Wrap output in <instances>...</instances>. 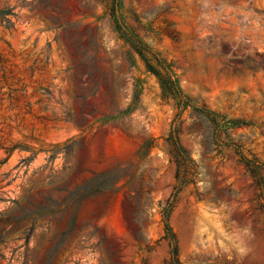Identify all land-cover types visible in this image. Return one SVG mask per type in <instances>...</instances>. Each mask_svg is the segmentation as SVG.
<instances>
[{"label": "rangeland", "instance_id": "obj_1", "mask_svg": "<svg viewBox=\"0 0 264 264\" xmlns=\"http://www.w3.org/2000/svg\"><path fill=\"white\" fill-rule=\"evenodd\" d=\"M74 210L51 264H169L166 214L182 264H264V0H0V264Z\"/></svg>", "mask_w": 264, "mask_h": 264}, {"label": "trees", "instance_id": "obj_2", "mask_svg": "<svg viewBox=\"0 0 264 264\" xmlns=\"http://www.w3.org/2000/svg\"><path fill=\"white\" fill-rule=\"evenodd\" d=\"M145 47L146 46H144V45L141 47H139L137 45H133L134 50L137 51L141 55L142 59L146 62V65L148 67H151L149 62H148ZM152 71L158 76V78L161 80V82L164 84V86H166L170 90L176 91L179 94V96L181 98V101L178 103V105L180 106V112H182L183 110H185L189 106H194V108L199 110L201 113H204V114L210 113L205 108H198L197 106H195L188 99V97H186L183 94V92L179 88L176 80L172 79L170 70H168L166 74L161 72L159 69L152 68ZM214 121H217L216 118H214ZM169 139L179 152L183 151V146L181 144L180 136H179V130L176 126L171 127ZM151 146H152V144L150 141H146L144 143V147L147 149L150 148ZM244 159H245L246 163H249V160L247 158H244ZM94 188H96V186L93 184H91V185L86 184V185H82V186H77L76 190L71 191L69 193V195L64 198V200L60 204V206H62L63 208H66V207L76 203L77 201L84 198L86 195L90 194L94 190ZM75 218H76V211L74 210V212L72 213V220L70 222V228L68 230H64L60 233V240L58 241V243L56 245L57 247L54 248L52 251H50L47 254L48 255V263L47 264H51V260H52L53 256L58 251V246L63 245L65 243L66 239L68 238V236L70 235L72 226L74 225V222H75ZM165 225H166L167 237L171 241L169 264H182L180 261V257H179L178 239H177L176 233L174 232L172 226L169 223L167 214L165 215Z\"/></svg>", "mask_w": 264, "mask_h": 264}]
</instances>
